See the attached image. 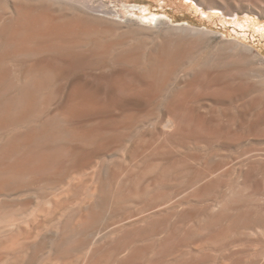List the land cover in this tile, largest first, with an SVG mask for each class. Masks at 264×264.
<instances>
[{
	"label": "rangeland",
	"instance_id": "1",
	"mask_svg": "<svg viewBox=\"0 0 264 264\" xmlns=\"http://www.w3.org/2000/svg\"><path fill=\"white\" fill-rule=\"evenodd\" d=\"M82 1L58 4L88 13L86 18L102 28L118 29L121 23L122 33L116 36L148 44L147 53L151 47H172L168 62L183 61L185 66L169 88L191 82L192 71L186 67L194 66L202 86L193 92L202 99L175 113V126L160 136L166 142L160 161L156 155L131 160L130 151L121 149L107 158L114 178L75 173L59 189L1 195L0 217L14 215L11 222L16 214L19 225L12 222L17 226L10 230L6 225L12 223L2 218L0 264H264V0H216L220 9L208 8V0ZM2 5L9 11L6 0ZM151 13L157 15L148 20ZM141 25L151 28L145 29L147 34ZM89 42L86 47L92 50L105 47ZM78 72L81 81L99 84L90 69ZM210 77L225 87L223 95L206 86ZM99 88L108 94L109 87ZM164 93L163 104L169 91ZM155 111L161 115L162 106ZM140 135L136 130L133 138L142 142ZM153 156L159 165L149 173L144 168ZM169 160H177L175 172L160 176L158 170ZM157 178L161 181L151 186ZM5 206L12 209L10 215Z\"/></svg>",
	"mask_w": 264,
	"mask_h": 264
},
{
	"label": "bare ground",
	"instance_id": "2",
	"mask_svg": "<svg viewBox=\"0 0 264 264\" xmlns=\"http://www.w3.org/2000/svg\"><path fill=\"white\" fill-rule=\"evenodd\" d=\"M6 1L9 11L5 10L2 5L3 0H0V196L11 194L10 190L13 193L31 189L34 191L36 187L42 190L59 189L65 184L67 177L71 178L75 173L85 176L88 172L96 173L100 180H106L109 174L114 178L116 173L113 170L111 172L110 167L106 165L107 158L117 154L121 149L130 151L128 157L131 160L164 154L161 148L166 146V142L160 136L165 134L166 129H173L175 126V113L187 104L199 105L202 99L200 94L193 92L202 86L194 66L186 67L192 71L191 75L194 79L191 82H183L170 89L171 79L185 66L183 61L168 62V56L171 54L169 50H173L172 47V49L151 47L147 53L148 44L145 43L146 46L141 43L134 44L131 39L128 41L116 36L117 31H120L121 23L117 25L118 29L115 26V29L102 28V25H95L87 19L88 16L85 15L88 13L82 15V11L79 14L73 11L74 9L70 11L59 6L58 3L64 0ZM74 1L79 5L83 3L82 0ZM208 1V8L220 9L216 0ZM156 15L151 13L146 17L149 20ZM139 28L146 31L144 32L146 34L148 31L145 29H151L147 25H141ZM108 32L111 34L109 35ZM113 35L116 36V40H113ZM104 37L106 42L103 41ZM89 40L95 41L97 45L93 44V46L96 47L100 42L104 43V49L99 50L100 45L98 50L93 46L96 50L86 47ZM85 69L94 72L93 81L99 83L97 86L90 81L88 84L87 81L79 79L78 70ZM106 70H110V73L106 74ZM157 75L160 76L159 80L153 81ZM216 80L213 77L205 79L206 86L213 87L214 91L223 95L225 87ZM101 85L109 87L108 94L104 92L106 88L103 90L99 88ZM166 90L169 91V97L163 104L161 97ZM219 94L215 93L214 96ZM160 106L163 111L161 115L164 117L155 111ZM215 109L218 111V107ZM231 115L233 117V113ZM139 129L143 134L140 136H143L144 143L133 138L136 130ZM157 140H160V143L156 142ZM170 150L173 151L172 147L169 148ZM134 151L136 153L133 155ZM154 160L156 159L144 163L146 165L144 169L149 173L156 170L159 165L154 163ZM177 164V160H169V163L158 170L160 176L162 173L175 172ZM131 173L132 171L129 170V177L132 176ZM103 174L106 176L100 177ZM159 181L161 178L152 180L151 186ZM6 205L9 206L8 203ZM13 207L11 204V208ZM9 208L6 207L4 210L11 211L12 209L8 210ZM13 212H16L15 208ZM12 216L10 215L11 219ZM2 218H5L3 220L6 224L8 221L9 224L18 221L16 214V221L10 222L11 219L7 218V215ZM2 218L1 227H3ZM6 218L9 220L7 221ZM13 224L6 226L11 227L12 230Z\"/></svg>",
	"mask_w": 264,
	"mask_h": 264
}]
</instances>
